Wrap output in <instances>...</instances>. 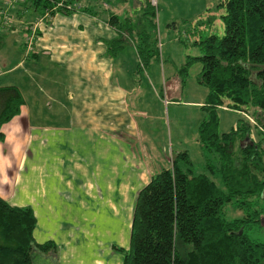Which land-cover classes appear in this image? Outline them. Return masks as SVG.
<instances>
[{"label":"crops","instance_id":"0c3cea01","mask_svg":"<svg viewBox=\"0 0 264 264\" xmlns=\"http://www.w3.org/2000/svg\"><path fill=\"white\" fill-rule=\"evenodd\" d=\"M6 1L0 0V86H17L23 104L1 127L5 141L0 155L7 158L8 183H0V197L33 209V238L55 243V252L45 255L53 264L55 255L58 264H122L115 246L128 248L137 193L161 166L143 159L140 125L127 102L134 88L121 84L128 56L120 55L125 54V40L133 44L132 34L107 22L111 14H130L127 1L73 0L77 10L49 17L28 0ZM2 10L9 14L7 21ZM116 37H122L123 46L108 54L107 43ZM8 44L14 65L2 49ZM40 57L60 66L66 80L49 92L35 85L29 96L14 82L20 80L15 68ZM36 77L26 71L31 83ZM86 176H91L88 186ZM39 254L34 253V264H40Z\"/></svg>","mask_w":264,"mask_h":264},{"label":"trees","instance_id":"16d2710c","mask_svg":"<svg viewBox=\"0 0 264 264\" xmlns=\"http://www.w3.org/2000/svg\"><path fill=\"white\" fill-rule=\"evenodd\" d=\"M51 1L28 0L27 4L44 16ZM72 2H67L70 9L58 11L77 10ZM215 6L224 10L222 33L195 41L201 54L187 61L201 64L197 81L207 89L200 106L206 118L198 126L197 140L215 162L206 154L203 169L209 175L194 174L187 151H179L150 174L135 198L128 248L115 246L123 255L122 264H264V242L249 238L243 229L262 213L251 207L253 201L264 199V144L251 139V125L262 132L264 121L259 111L264 109V0H217ZM139 10L154 30L151 0H141ZM107 22L132 34L142 66L157 53L149 33L140 29V20H120L111 14ZM122 46V37L113 38L107 43L108 54ZM22 104L17 86H0V140L2 125L20 112ZM223 105L243 119L219 133L217 109ZM232 200L239 202L238 208H250L244 217L226 220L221 212ZM35 225L30 206H14L0 197V264H31L34 252H55L54 242L34 240Z\"/></svg>","mask_w":264,"mask_h":264},{"label":"rangeland","instance_id":"374dc122","mask_svg":"<svg viewBox=\"0 0 264 264\" xmlns=\"http://www.w3.org/2000/svg\"><path fill=\"white\" fill-rule=\"evenodd\" d=\"M126 1L130 14L123 15L120 20L129 18L135 23L140 20V29L149 33L150 40L155 43L158 50L155 56H151L146 65L142 66L133 44L125 40L123 48L125 54L121 52L120 55L128 56L121 84L134 88L127 102L140 125L139 142L144 148L143 159L147 164L166 165L172 153L186 150L193 163L194 174L203 171L209 175L206 168L203 169L205 155L208 154L213 163L215 160L210 152L201 150L202 147L197 140L198 126L206 118V111L200 107L201 104L196 103L204 101L207 89L196 80L201 64L195 60L189 63L187 61L201 54V48L194 44L195 41L213 33L219 35L222 33L220 14L224 10L216 8L217 0H155L153 30L143 16L141 18L140 10L136 11L135 5L138 1ZM210 17L211 22L208 23ZM2 49H6L9 55L8 62L14 65L12 45L8 44ZM16 49L19 50L17 45ZM26 49H31L30 45L26 44ZM70 56L75 54L71 52ZM23 61L25 65L15 68L20 80L13 81L20 82L21 88L27 95L30 96V89L35 85L45 92L63 87V80H66V77L62 76L60 66L48 62L44 57H40L37 63L30 59ZM30 70L32 75L37 76L34 79L35 84L31 83L29 78L26 79V71ZM259 111L261 116H264V109ZM217 115L219 133L231 130L239 119H243L241 113L228 108H218ZM3 136L0 143L5 141L4 132ZM251 139L264 144V121L262 132L258 130L257 125H251ZM128 141L136 143L134 138H129ZM90 178L91 176H86L87 186L91 182ZM211 178L222 187L216 175L211 174ZM238 204L237 200L227 202L221 215L226 220L244 217L250 207L238 208ZM251 207L262 213L258 221L244 224V232L249 238L264 242V199H255ZM84 216L88 217L89 211L88 214L85 212ZM116 236H119L118 232ZM34 253L31 264H34L37 258H33ZM53 260L58 264L56 255ZM39 262L53 264L51 257L47 260L43 254H39Z\"/></svg>","mask_w":264,"mask_h":264},{"label":"built area","instance_id":"2783aa9c","mask_svg":"<svg viewBox=\"0 0 264 264\" xmlns=\"http://www.w3.org/2000/svg\"><path fill=\"white\" fill-rule=\"evenodd\" d=\"M9 2H10V0H7L6 4H9ZM51 2H52V6L49 7L46 10V12H45L43 17H49L50 16V12H53V11L56 12V11H58V9H66V10H68V9L71 8L70 5L67 4L68 0H52ZM151 2L154 4L155 0H151ZM1 13L5 17V20L7 21V18L9 17V14L7 13V11L6 10H2ZM30 40H31V38H30Z\"/></svg>","mask_w":264,"mask_h":264},{"label":"clouds","instance_id":"9594fccd","mask_svg":"<svg viewBox=\"0 0 264 264\" xmlns=\"http://www.w3.org/2000/svg\"><path fill=\"white\" fill-rule=\"evenodd\" d=\"M6 159H7L6 157H3L2 155H0V174H2V176H3V178L0 179V183H8V177H7L6 171L4 170V167H3V161ZM10 166H11V162L9 161L8 167H10Z\"/></svg>","mask_w":264,"mask_h":264}]
</instances>
